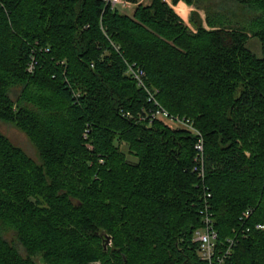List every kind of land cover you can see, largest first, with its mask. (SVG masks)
<instances>
[{
  "label": "trees",
  "instance_id": "obj_1",
  "mask_svg": "<svg viewBox=\"0 0 264 264\" xmlns=\"http://www.w3.org/2000/svg\"><path fill=\"white\" fill-rule=\"evenodd\" d=\"M127 1L132 15L0 0V119L40 160L0 132V264H207L193 241L207 191L219 249L235 240L228 264H264V0H172L205 10L190 24L166 0ZM130 64L201 132L204 180L196 135L142 119L155 104Z\"/></svg>",
  "mask_w": 264,
  "mask_h": 264
},
{
  "label": "built area",
  "instance_id": "obj_2",
  "mask_svg": "<svg viewBox=\"0 0 264 264\" xmlns=\"http://www.w3.org/2000/svg\"><path fill=\"white\" fill-rule=\"evenodd\" d=\"M111 4L112 8L116 9H127L134 6L127 0H107ZM35 58L32 59L28 66L29 72H33L35 69ZM127 74L133 77L140 87H143L149 95V101L155 104V108L146 112V115L142 117L143 120H149L150 123L155 120L164 122L169 126V122H172L178 128H184L189 132L193 133L198 137L197 143L195 145V162L196 166L194 171H197L199 178L204 180L205 170H204V151H205V141L199 130L196 129L194 123L185 117H173L169 112L161 106V104L156 99V93L152 92L147 88L145 83V71L140 66L129 65ZM157 92V91H156ZM171 127V126H170ZM204 209L201 211L203 215V227L196 230L193 236V241L198 244V255L200 260L206 262L207 264H228V261L232 255L233 247L235 245L234 239H229L227 248L220 250L217 244V231L214 228V219L210 215V205L209 198L211 193L208 191L204 194ZM251 211H247L244 214L245 218H248ZM257 230H264V224H257Z\"/></svg>",
  "mask_w": 264,
  "mask_h": 264
},
{
  "label": "rangeland",
  "instance_id": "obj_3",
  "mask_svg": "<svg viewBox=\"0 0 264 264\" xmlns=\"http://www.w3.org/2000/svg\"><path fill=\"white\" fill-rule=\"evenodd\" d=\"M142 2H144L145 4L149 3L151 0H140ZM169 1L171 4L172 0H167ZM184 4H181L180 6H176L175 7V11L177 13H179L180 16L184 17L187 21L188 19H190V17L192 16L193 12H197L203 19L206 18V13L205 10L203 8H198L195 5H189L187 4L185 1ZM187 6H186V5ZM183 5V6H182ZM134 6H131L127 9H121L120 11L124 14L127 15H132L134 12ZM181 8L185 9L187 11V14L184 15L183 12L181 11ZM189 16V17H188ZM190 24V22H188ZM248 48L259 58L263 57V52H262V48H261V44L258 38L253 37L249 40L248 44H247ZM19 90H15L12 93V98L15 100L18 96ZM169 126H171V128L175 129L178 128L176 125H174L172 122H169ZM0 132L2 134H4L5 136L8 137V139L17 147L21 148L28 156H30L31 158H33L36 161H39V153H38V149L35 146V144L31 141V139L26 135L25 132H23L20 128H18L14 123L12 122H7L4 121L2 119H0ZM121 149L127 154L128 160L132 163L136 162L137 159L136 157L132 156L129 151H128V147L123 145L121 147ZM2 236L9 242L12 243H17L15 240V233L14 231L11 230H7V229H3L1 231ZM104 239L106 241V243L110 242L111 237L109 235H105ZM17 247H19L20 251H23V248L19 245H17Z\"/></svg>",
  "mask_w": 264,
  "mask_h": 264
},
{
  "label": "crops",
  "instance_id": "obj_4",
  "mask_svg": "<svg viewBox=\"0 0 264 264\" xmlns=\"http://www.w3.org/2000/svg\"><path fill=\"white\" fill-rule=\"evenodd\" d=\"M167 1V0H166ZM170 5H172L173 6V8L175 9V7L176 6H180L181 4H184V2H182V1H180L176 6L175 5H173V4H171L169 1H167ZM186 5V4H185ZM183 6V5H182ZM187 6V5H186ZM135 9V8H134ZM134 13V12H133ZM178 15H179V13H178ZM180 16V15H179ZM187 24H189L188 22H189V19H188V21L184 18V17H182V16H180ZM189 17V16H188Z\"/></svg>",
  "mask_w": 264,
  "mask_h": 264
},
{
  "label": "bare ground",
  "instance_id": "obj_5",
  "mask_svg": "<svg viewBox=\"0 0 264 264\" xmlns=\"http://www.w3.org/2000/svg\"><path fill=\"white\" fill-rule=\"evenodd\" d=\"M181 11L183 12L184 15L187 14V11L185 9L181 8Z\"/></svg>",
  "mask_w": 264,
  "mask_h": 264
}]
</instances>
